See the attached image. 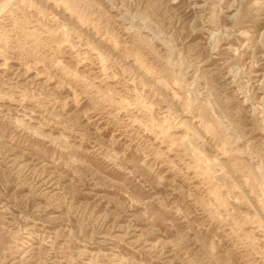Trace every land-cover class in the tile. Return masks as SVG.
<instances>
[{"label":"clouds","instance_id":"clouds-1","mask_svg":"<svg viewBox=\"0 0 264 264\" xmlns=\"http://www.w3.org/2000/svg\"><path fill=\"white\" fill-rule=\"evenodd\" d=\"M41 3L49 11L36 15L32 0H0V264L49 255L12 215L26 210L18 192L47 190L71 215L101 189L115 211L129 187L145 212L172 201L170 239L151 243V225L83 237L86 255L108 249L88 264H156L164 248L165 264H264V197L245 230L220 216L230 206L211 211L190 175L196 144L227 148L264 179V0H196L190 17L161 15L154 0Z\"/></svg>","mask_w":264,"mask_h":264},{"label":"rangeland","instance_id":"rangeland-1","mask_svg":"<svg viewBox=\"0 0 264 264\" xmlns=\"http://www.w3.org/2000/svg\"><path fill=\"white\" fill-rule=\"evenodd\" d=\"M15 2L18 4L20 0H15ZM154 2L161 15L167 12L169 16L179 14L190 17L191 13L185 10L196 7V0H180V4L171 6H169L168 0H154ZM32 3L37 6L36 9H33V14L39 15V12L49 11L44 8L41 0H32ZM193 149L196 151V156L193 158L196 171L190 175L195 176L197 172L201 175L202 180H196L194 183L203 182L206 185L201 196L209 209L215 211L221 203L230 206L227 207V211L220 208V216L226 217L229 225L239 224L245 230H250L246 220L255 215L253 209L259 208L261 198L264 197V179H262V174L256 170L258 165H248L246 160L233 155L227 148L218 151L215 147H200L193 144ZM20 162L29 168L40 171L45 170L41 168V163L45 165L48 163L40 157L29 159L27 153L24 154V159ZM241 168H248L249 171L241 175ZM121 183L123 182L121 181ZM106 195L108 193L103 189L98 190L93 197L95 203L86 202L89 211L77 210L70 215L72 210L62 209L56 205L53 194L47 190L20 191L17 196L23 198L21 204L26 210H13L12 215L23 217L17 220V224L19 228L28 230L24 234V238L30 246L39 249L45 240L48 241V244H43L44 249L49 251L44 264H62V262L68 264L67 256H71L74 264H88L93 259L92 252L107 251L108 249L103 246L88 245V254L86 255L83 251V244L78 241L83 237L94 240L97 236L123 235L131 225L140 229L149 228L151 225L149 240L153 244L157 239H170L163 234L161 222L171 217L179 219L175 212L170 214L172 201L165 200L162 202L164 206L154 205V211L145 212L138 193L134 187H129L127 195H120L121 201L126 200L127 204L121 203L120 207L113 211L115 205L105 198ZM178 211L183 212L184 209L181 208ZM145 216L147 222L144 219ZM260 219L264 220V216H261ZM215 223L219 226L221 221L217 220ZM69 232L76 237V240L68 243L62 250ZM94 232L96 236L93 235ZM28 236H31L30 241L26 239ZM169 251L170 249L164 248V255L156 264H165V258L168 257ZM121 252L128 255L133 254L131 249H125L123 246H121ZM77 257L81 258L77 259Z\"/></svg>","mask_w":264,"mask_h":264}]
</instances>
